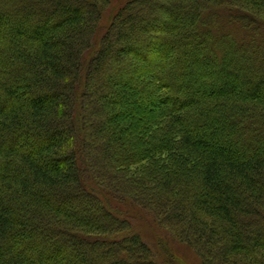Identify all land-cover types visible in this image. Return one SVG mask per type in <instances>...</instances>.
Segmentation results:
<instances>
[{
  "label": "trees",
  "instance_id": "obj_1",
  "mask_svg": "<svg viewBox=\"0 0 264 264\" xmlns=\"http://www.w3.org/2000/svg\"><path fill=\"white\" fill-rule=\"evenodd\" d=\"M137 83L142 150L101 172L123 110L93 117ZM145 211L201 264H264V0H0V264H166Z\"/></svg>",
  "mask_w": 264,
  "mask_h": 264
},
{
  "label": "rangeland",
  "instance_id": "obj_2",
  "mask_svg": "<svg viewBox=\"0 0 264 264\" xmlns=\"http://www.w3.org/2000/svg\"><path fill=\"white\" fill-rule=\"evenodd\" d=\"M108 13V12H107ZM202 69V68H201ZM133 73V72H132ZM126 73L127 77L129 76H134L137 74V72L135 73ZM207 73V72H206ZM200 79L199 81H205L208 77L207 76H203L200 75ZM143 81L141 80V83ZM137 84H133L135 89H130L132 92L131 94H129V97L126 101V103L124 104V108L123 106H118L115 105L114 107L111 106H103V110L100 113H96L93 117V120L97 123L98 121L102 122L105 121V115H110L112 112H120L121 110H123L122 113H119V115L116 117L117 120L116 122H114L113 124H111V128H109L108 130L106 129L107 126L105 125V133L103 135V137L101 138L102 142H104L106 139H110L111 136H113V141L111 142L112 147L111 150L109 151V153L105 154L103 157H99L98 156V162L100 163L99 165V170H101V172H106L107 168L113 164L117 158L120 157L121 152L123 151L122 149L127 150L128 148H135V152H138L139 150H142V145L140 144H133L130 140H129V136H126V138L123 135V131H120V133L117 131V128L119 127L118 125H123L124 131H128L129 135L132 133V131L134 130V128H136L138 126V124H140L141 122H143V118H145V116L147 114L146 111H148V106H150L151 104H148V98L146 100H141V96L144 94L142 91H140V85ZM134 90V91H133ZM140 98V101H143L142 103H138L137 99ZM126 107H129L128 109H126ZM142 107H146L145 109ZM147 109V110H146ZM134 112L135 116H131V113ZM136 117L140 118V121H137ZM142 119V120H141ZM238 135H242L243 137V131L238 129ZM122 136V137H121ZM121 137V138H119ZM105 138V139H104ZM118 139H121V143H118ZM90 163V161H89ZM91 164V163H90ZM167 166H163V168H167L168 167V171L172 176H176V175H180L181 173V168H179L180 166L177 165L176 161L173 162V160L171 159L168 162H166ZM193 166L192 164L188 165L187 167H191ZM96 169V168H95ZM95 169H92V172H94ZM192 169V168H191ZM192 176L194 177L195 175H197V169L195 170H191ZM132 172H135L138 170V167H132L130 169ZM165 170V169H164ZM136 173V172H135ZM195 183L196 189H197V183ZM192 185V184H191ZM190 185V186H191ZM194 185V184H193ZM192 185V186H193ZM189 186V185H188ZM190 187V189H195L194 186ZM83 206V205H81ZM84 208L87 209L86 205L84 204ZM94 209V208H92ZM148 214H143V217H145L143 220L137 221L135 223V230L137 232H139V234L141 235V237L145 240V242H147L154 250V252L158 255V258L160 257L161 259L163 258L165 260L166 264H201V260L199 255L196 253L195 249L192 248L191 246L183 243V242H175L174 240H172L171 238L169 239V237H167L166 235H164V233H168V229L166 228H162L159 229L157 228L155 225H158L156 222V218L155 221H151V217L149 214L150 212L145 211ZM152 216V215H151ZM154 216V215H153ZM44 215L41 214L39 215V217H35L37 220L40 218H43ZM153 218V217H152ZM169 234V233H168ZM213 259L215 258V256L212 257Z\"/></svg>",
  "mask_w": 264,
  "mask_h": 264
}]
</instances>
